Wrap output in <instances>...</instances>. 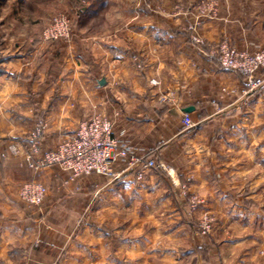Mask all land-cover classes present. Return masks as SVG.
<instances>
[{
  "label": "crops",
  "instance_id": "0c3cea01",
  "mask_svg": "<svg viewBox=\"0 0 264 264\" xmlns=\"http://www.w3.org/2000/svg\"><path fill=\"white\" fill-rule=\"evenodd\" d=\"M61 1L75 23L72 40L41 42L36 31L5 47L13 56L0 60V155L36 131L44 149L56 147L99 114L112 120L115 135L152 152L164 167L141 166L118 179L54 167L38 176L49 191L32 208L19 194L30 175L27 160L0 156V260L15 262L9 248L29 246L36 225L44 238L25 254V264H253L264 223L256 220L259 208L244 202L256 199L263 176L251 168L263 161L264 145L252 139L257 113L248 119L235 111L241 73L211 55L227 42L249 50L264 45V0H205L214 1L216 13L203 10L202 51L175 25L190 20L197 3L188 6L191 16L154 17L152 28L123 29L115 40L109 18L100 20L103 3L80 16L77 0ZM152 78L161 83L152 85ZM190 105L195 110L185 112ZM186 115L196 129L185 127ZM193 194L205 204L192 212ZM205 210L215 216L211 236L187 221Z\"/></svg>",
  "mask_w": 264,
  "mask_h": 264
},
{
  "label": "rangeland",
  "instance_id": "374dc122",
  "mask_svg": "<svg viewBox=\"0 0 264 264\" xmlns=\"http://www.w3.org/2000/svg\"><path fill=\"white\" fill-rule=\"evenodd\" d=\"M201 2L202 0H194L191 3L185 0H179L174 2H170V0H107V2L106 0H77L75 2V5L77 9L76 15H80V16L83 13L89 14L91 10L98 9V7L100 8V6L103 7V9L100 11V14L105 15V17L104 19L100 18V20H103L105 22V20L109 18L108 22L106 23L108 25L110 23L112 24L110 29L114 31L113 33H116V35L114 36L115 40H119L122 36L121 32L123 29L127 30L129 28V30L135 31L138 28H146L147 26L149 28L150 27L152 28V25L154 23L153 21L154 17H161V18L164 17L169 19L171 17L176 18L183 15L185 16L187 14L191 16L190 13L191 6L190 7L188 6L190 4L197 3L195 6L196 8ZM101 3H103L104 5L98 6V4ZM64 7H65V2L61 0H0V60L13 56L12 54H10V52L7 53L5 52L6 45L8 46L13 44L16 41L17 36H22L23 38L27 37V34H29L30 32H35V33L38 32V34L40 33V36L38 37L39 41L46 43L60 41V40L61 41L72 40L73 28L75 23L72 21V18L68 16ZM208 8L211 9L210 6ZM211 15H213L212 12ZM207 16L208 15H206L205 11L203 12L202 9H199L195 11V13L192 15V18L187 22L175 23V25L179 26V29L182 27L184 28L188 36V40L194 46H196L197 49H199L200 51H202L204 45L206 44L205 37L202 34V28L204 24V19ZM198 19L200 20V25H197V27H192L196 24V21ZM62 21L69 22L70 35L68 37H62L59 39L46 40L43 36L44 31L48 27H52L58 23H61ZM5 41H7L6 44ZM36 42H38L37 38L34 40V43ZM215 59L217 58L215 57ZM219 62L221 63V61ZM221 65L224 66L222 63ZM240 75L243 81V87L241 89L242 98L239 101V106L237 107L238 109L235 111H237V113L238 112L243 113V115L248 119L250 118L249 117L250 113H252V115L253 113H257V117L255 116L251 120L252 125L253 126L256 125L255 127H252L253 131L256 132L255 136H253L252 134L253 136L252 139H256L259 144L264 145V142L259 141L260 139H264V84L261 87L253 91H250L249 87L246 84V77L242 73ZM262 75L264 77V71H262ZM154 79L158 80L159 83L155 84L153 81ZM150 83L152 85H159L161 81L160 79L152 78ZM221 90L222 92H226V93L229 92V90L226 87H222ZM254 93H258L260 97L262 96V99H260V101L258 102L249 100V96ZM244 121L245 120L243 118V122ZM196 127L197 124L195 127L191 128V130L196 129ZM34 134H38V137L42 143L43 133L39 131H36L35 133L31 134L28 138L26 137V135L19 136L18 138L30 145L31 141H29V139H31V137ZM245 135L246 133L245 131H243L242 136ZM64 139L65 138H63L62 140ZM10 143H8L7 150L2 151L0 156L2 158H6L10 153L12 155L22 156L26 159V154L24 152L20 154L12 153L8 149ZM52 148H48V149H52ZM3 153H6V156H3ZM259 158L262 159L263 161L259 162L258 166L252 167L251 173L258 176L262 175L263 178L262 180H259L260 179L259 178L258 182L256 183V186H254V190L257 189L256 199H252L251 201H249V203L244 202V204L247 206L251 205L252 207L255 206L259 208V212L256 214L257 217L256 220H258V224L262 226L264 223V210H263L264 209V155L259 156ZM157 163H158L157 168L164 167L163 163L159 161H157ZM157 168H153V169H157ZM45 170H49V169H45ZM45 170L35 172L32 169H30L29 177L25 178L21 184L20 192H19L20 197L23 199L24 203L29 207L39 208L44 202L40 205H35L26 201L23 198L21 192L23 184L31 179L40 181L38 176L40 175L41 172ZM204 204H205V199L199 195L193 194L189 199V205L191 207L192 212L198 210V208L200 206H203ZM187 221L195 223L194 224L195 231L199 235L211 236V234L214 232L215 216L208 210L203 211L200 214V216H198V218H195L194 215L189 214ZM205 223H208V225H210V232L206 234L202 230V225L203 224L205 225ZM34 227H35V234H33L32 237L30 238L31 241L29 246L17 244L9 248L16 255L15 262L4 263L0 260V264H25L24 263L25 254L26 253L28 254L30 249L36 248L38 244L41 243L40 239L44 238V232L43 231L39 232L36 225ZM261 235H262L261 238L256 239L258 240L257 242L258 244H256V246L252 248L253 258L256 259V261H254L253 264H264V244L262 245L260 241L262 238L264 239V234L262 233ZM102 263L105 264V261L103 260ZM86 264H90V263H86ZM115 264H134V263L127 262L126 260H116Z\"/></svg>",
  "mask_w": 264,
  "mask_h": 264
},
{
  "label": "built area",
  "instance_id": "2783aa9c",
  "mask_svg": "<svg viewBox=\"0 0 264 264\" xmlns=\"http://www.w3.org/2000/svg\"><path fill=\"white\" fill-rule=\"evenodd\" d=\"M211 7L215 15L214 1H202L198 8L205 10ZM200 25V20L192 27ZM70 35L69 22H61L48 27L43 36L47 40L59 39ZM216 57L224 67L242 73L246 84L253 91L264 84V46L255 50L242 49L230 43H223L211 55ZM155 84L159 81L154 79ZM186 128L196 126L188 115L183 118ZM30 145L19 138L9 144L8 149L14 154L25 153L30 169L39 172L45 169L59 167L72 176L98 174L107 178L118 179L125 171L138 167L157 168L158 163L152 152H139L125 139L114 134L113 122L105 116L94 115L82 121L76 133L65 138L52 149H44L38 137L34 134L29 139ZM6 156V153H3ZM114 163H122L124 168L116 170ZM23 198L31 204L40 205L44 202L48 187L35 179L26 181L22 187ZM202 230L210 232V225L205 223Z\"/></svg>",
  "mask_w": 264,
  "mask_h": 264
},
{
  "label": "water",
  "instance_id": "95a60500",
  "mask_svg": "<svg viewBox=\"0 0 264 264\" xmlns=\"http://www.w3.org/2000/svg\"><path fill=\"white\" fill-rule=\"evenodd\" d=\"M102 82H103V80H102ZM194 110H195V106H193V105H190V106H187V107L184 108V111L187 112V113H190V112H192Z\"/></svg>",
  "mask_w": 264,
  "mask_h": 264
}]
</instances>
